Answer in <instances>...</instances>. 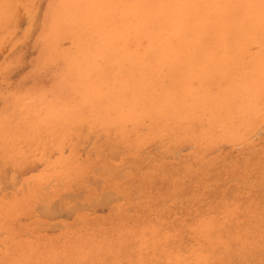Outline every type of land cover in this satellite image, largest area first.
<instances>
[{"label": "rangeland", "instance_id": "374dc122", "mask_svg": "<svg viewBox=\"0 0 264 264\" xmlns=\"http://www.w3.org/2000/svg\"><path fill=\"white\" fill-rule=\"evenodd\" d=\"M260 2L0 0V261L259 264Z\"/></svg>", "mask_w": 264, "mask_h": 264}, {"label": "bare ground", "instance_id": "6f19581e", "mask_svg": "<svg viewBox=\"0 0 264 264\" xmlns=\"http://www.w3.org/2000/svg\"><path fill=\"white\" fill-rule=\"evenodd\" d=\"M18 10H19V7H18ZM22 11V10H21ZM255 18H253V16L252 15H248L247 17L245 16V18L244 19H242V21H241V23H240V25L237 23V20H234L233 19V23L231 22V21H229V20H227L226 22H225V25L227 26V28H228V31H226L227 33H230L231 34V36H232V38L234 39H236V38H238V39H240V37H242L243 36V32H244V27H247V28H255V29H258V28H264L263 26H264V17H262V15H261V10H260V8H259V10L258 11H256L255 12ZM20 19V18H19ZM19 21V20H18ZM258 25V26H257ZM179 29H180V31L183 29V27L182 26H179ZM183 39L182 38H179V37H177L176 38V36H171V37H169V38H163V39H161V41H160V47H161V49H162V51L163 52H167L169 49H172V48H174V47H176V48H178V49H183L184 51H187V50H189V43L188 42H185V41H182ZM185 42V43H184ZM19 114V113H18ZM255 124V123H254ZM255 126H257V123H256V125ZM262 128H264V127H262ZM261 131L263 130V129H260ZM261 131H257L258 133H259V135H260V133L262 134V132ZM255 134H257V133H255ZM258 136V135H257ZM255 138H256V136H254ZM254 137L253 138H251L252 140L254 139ZM251 139H250V141H251ZM16 141V140H15ZM249 141V140H248ZM247 141V142H248ZM243 145V144H242ZM183 149V148H182ZM218 150V149H217ZM187 152V151H186ZM215 152V151H214ZM66 153V152H65ZM38 155V154H37ZM56 155V154H55ZM58 155V154H57ZM177 155H178V153H177ZM53 156V155H52ZM209 156H210V154H209ZM175 157H177L176 155H175ZM208 157V156H207ZM168 158V157H167ZM206 158V157H205ZM7 174V173H6ZM22 174V173H21ZM2 179H6V177L5 178H1L0 179V183H1V180ZM14 179H16V177L14 178ZM8 182V181H7ZM6 182V183H7ZM16 182V181H15ZM2 183L4 184H2V186H6V184L2 181ZM10 185V184H9ZM8 185V183H7V187H6V189L9 187V188H11L10 186ZM60 185V184H59ZM97 185V184H96ZM3 188V187H2ZM8 188V189H9ZM24 188V187H23ZM103 196L104 195H106V194H102ZM70 196V195H69ZM79 196H81V195H79L78 194V196L76 197V198H78L79 199ZM7 197H9V196H7ZM63 197H66V199H68V197L67 196H62V199H61V201L63 200ZM75 197V196H74ZM74 197H71L70 199L72 200V201H74L72 198H74ZM82 197V196H81ZM61 198V197H60ZM69 199V200H70ZM82 198H80V200H81ZM118 199H121V198H118ZM70 200V201H71ZM101 200H103V198H102V196H101ZM76 202L75 203H77V200H75ZM93 203H95V201H92ZM92 202H90V205H89V208L92 206V205H96L97 204V206H98V204H100L98 201V203H95V204H92ZM63 203L61 202V205H62ZM92 204V205H91ZM108 204V203H107ZM40 204H38L37 206H39ZM46 205V204H45ZM55 205V206H54ZM64 205V204H63ZM76 205V204H75ZM79 207H80V210H81V206H80V204H79V202H78V204H77ZM77 205L76 206H73V207H75L74 209L76 210V209H78L77 208ZM106 205V204H105ZM36 206V207H37ZM56 206H57V208H58V204L55 202L54 204H53V206L51 207V208H53V209H48V210H45V211H40V209H42V210H44L45 209V206L43 207H41V208H39V207H37L35 210H37V212L38 213H40V214H42L43 213V217H45L44 215H50L49 217H51V216H53L52 214H54V216H55V214H60L61 212H63V209H60L59 210V212L60 213H58V210H57V208H56ZM85 206H86V204H85ZM85 206H83L82 208H84ZM100 206H102V205H100ZM108 206V205H107ZM73 207H71L72 209H73ZM88 207V206H87ZM86 207V208H87ZM102 207H104V205L102 206ZM60 208H62V206L60 207ZM101 208V207H100ZM88 209V208H87ZM53 210V211H52ZM57 210V211H56ZM71 209L69 208V211H70ZM50 211V212H49ZM54 211H56V213L54 212ZM73 211V210H72ZM46 212V213H45ZM71 212V211H70ZM74 212V211H73ZM130 212H131V210H130ZM39 214V215H40ZM46 215V216H47ZM41 216V215H40ZM39 216V217H40ZM42 217V216H41ZM54 227V226H53Z\"/></svg>", "mask_w": 264, "mask_h": 264}, {"label": "snow or ice", "instance_id": "6c2138e0", "mask_svg": "<svg viewBox=\"0 0 264 264\" xmlns=\"http://www.w3.org/2000/svg\"><path fill=\"white\" fill-rule=\"evenodd\" d=\"M49 9H52V8H57V7H60V5H49L48 6ZM250 7H255V5H250ZM259 8L261 10V15L262 17H264V0H261L260 4H259ZM36 72V69H32V72L30 73L31 74H34ZM8 78V75H7V72H5V79ZM209 208H215V203H210L209 204ZM215 220H217V224H216V227L219 228V226L223 223V220L224 218L223 217H215L214 218ZM238 251H242V249H238ZM0 264H15L14 261H11V260H2L0 261ZM202 264H216V262L214 261H204L202 262ZM237 264H256V262L254 261H249V260H246V259H240ZM259 264H264V245H262V251H261V260L259 262Z\"/></svg>", "mask_w": 264, "mask_h": 264}]
</instances>
